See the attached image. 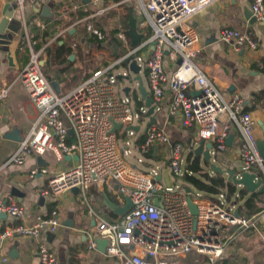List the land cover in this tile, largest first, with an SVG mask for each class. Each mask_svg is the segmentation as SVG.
<instances>
[{"label": "built area", "instance_id": "2783aa9c", "mask_svg": "<svg viewBox=\"0 0 264 264\" xmlns=\"http://www.w3.org/2000/svg\"><path fill=\"white\" fill-rule=\"evenodd\" d=\"M133 1L142 17L139 22L142 34L147 36L140 47H151L145 67L154 103L163 101L165 85L169 83L173 92L170 111L181 113L184 127L196 126L199 136L215 140L220 151L226 150L230 132L237 127L240 171L262 168L264 160L255 135L256 122L244 110L242 98L236 93H221L194 62L199 37L187 27V22L209 9L214 0ZM251 10L256 21L264 22V0H252ZM102 12L98 10L97 14ZM221 40L236 52L258 47L250 32L238 29L224 28ZM140 47L128 56H137ZM166 51L181 60L170 79L164 66ZM137 58L142 61V57ZM107 73V70H98L68 93L58 94L42 71L39 54L32 51L18 80L39 114L8 163L23 165L30 155H44L49 151L61 161L65 154L75 153L76 164L60 172L44 166L31 169L30 177H48V186L43 190L45 196L78 189L88 202L92 185L114 184L115 194L127 196L132 207L115 222L97 216L89 235V248H97L98 238L106 239L109 242L106 254L118 258L121 264H169L170 259L193 252L207 257L210 264L217 263L239 235L258 230L264 221V211L249 218H237L225 204L224 193L218 201L195 193L191 197L198 215H193L185 192L178 187L163 186L155 170L145 172L130 164L125 155L132 153L129 150L121 153L112 132L113 122L127 128L141 118V113L129 98L121 97L117 82L106 78ZM1 97H6V91ZM70 135L74 142L67 145ZM168 142L165 130L153 126L137 151L145 157L153 146ZM183 152L181 143L172 146L169 165L176 176L183 173ZM143 157L138 158V163L144 162ZM0 214L19 221L0 234L1 243L15 237H29L37 242L40 264H56V256L44 235L59 231L62 220L57 210L48 217L37 215L29 222L25 206L9 196L0 199ZM123 245L140 248L144 255L135 250L127 253ZM2 260L7 262L8 258Z\"/></svg>", "mask_w": 264, "mask_h": 264}, {"label": "crops", "instance_id": "0c3cea01", "mask_svg": "<svg viewBox=\"0 0 264 264\" xmlns=\"http://www.w3.org/2000/svg\"><path fill=\"white\" fill-rule=\"evenodd\" d=\"M251 5L252 0H214L209 9L191 18L187 27L199 37L194 62L221 93L240 95L244 110L256 122L255 135L259 141L264 138L260 126V123L264 125V22L256 21L251 16ZM46 6L51 9L52 18L43 16L42 10ZM98 10L103 12L97 14ZM130 10L133 11L138 31L142 34L140 21L137 19L139 14L133 0H0V22L5 14H14L15 22L13 20L11 25L18 30L14 32L13 29H7L5 35H10L11 38H0V199L12 196L23 204L27 209L29 222L37 215L48 217L54 210L59 212L62 220L59 231L44 235L56 256V264H121L118 258L99 250L98 243L96 249H90L89 235L97 216L110 222L120 220L123 216L110 207V202L122 209L127 206L128 197H118L114 192V184L92 185L88 190V202L81 193L73 190L64 191L57 196L43 195V190L48 186V177H30L31 169L44 166L60 172L76 164L75 153L65 154L61 161L57 160L54 152L49 151L44 155H30L23 165L8 163L19 141L10 139L7 135L18 129L22 139L25 138L39 114L18 76L26 66L30 53L34 51L39 54L44 75L58 94L68 93L98 70H107L106 78H110L111 74L115 75L116 65L141 46L132 47L127 32ZM224 28L250 32L258 44L257 49L234 51L221 40ZM94 31L98 33L95 34ZM146 39L147 36H144L143 41ZM150 52L151 47H140L137 54L142 57L139 63L142 65L141 74L144 75V85L148 90L145 62ZM178 62L179 59L173 58L166 51L164 66L169 79ZM4 91L6 97L2 98ZM164 92L163 101L156 105L153 125L148 126L150 117L146 110L140 111L141 118L132 125L137 130L129 131L132 143L126 141L123 146L120 144L119 136L125 132L124 128L114 132L120 151H131L132 154L125 155L128 161L127 157L137 153V147L144 141L151 127L165 130L169 142L153 146L142 164L159 165V173L156 171L158 180L163 186L172 187L163 183V173L170 168L172 146L181 143L184 147L181 178L184 185L181 187L176 184L173 187H178L186 194V189L189 188L190 195L201 193L205 196V192L185 181L186 175H196L189 168L190 161L194 158L199 159L204 171L211 175L203 158L190 150L191 145L197 147L204 141V151H210L217 166L225 170L240 171V131L233 127L229 135H233L232 141L227 144L226 150L220 151L215 140H204L199 136L196 126L184 127L180 112L171 113L173 92L169 83L165 85ZM120 95L122 98L126 97L121 93ZM73 142L74 138L70 135L66 144L71 145ZM256 169L264 185V162L262 168ZM224 181L227 186L232 185L236 190L233 200L238 199L234 205L225 199L228 209L238 211L240 217L244 218L264 211V193L246 194L242 187ZM242 192L245 194L243 197L240 196ZM221 193L225 194L226 191L222 190ZM220 194L207 198L218 201ZM252 195H255L256 201L249 205L246 202ZM157 202H160V198ZM17 224L19 221L16 218L0 214V234ZM15 245L16 249L13 248ZM122 248L127 253L135 250L144 255L142 249L134 246L123 245ZM4 257L8 258L7 262H3ZM171 262L170 259L169 264ZM0 264H40L37 242L29 237H15L4 243L0 242ZM175 264L210 263L207 257L193 252L185 257H177ZM215 264H264V221L259 224L258 230L239 235Z\"/></svg>", "mask_w": 264, "mask_h": 264}, {"label": "water", "instance_id": "95a60500", "mask_svg": "<svg viewBox=\"0 0 264 264\" xmlns=\"http://www.w3.org/2000/svg\"><path fill=\"white\" fill-rule=\"evenodd\" d=\"M43 16L47 18H52L51 9L49 7H44L42 10ZM253 14H251L252 16ZM14 14L7 13L5 14V18L0 22V38L7 39L8 37L11 38L10 35H5V31L7 29L12 30L14 32H17L18 30L16 28H13L11 23L14 19ZM255 21V19H254ZM128 35L131 39V45L132 47H138L142 44V41L144 39V35L139 33L138 27H137V20L134 17L133 11L130 10V21H129V29H128ZM7 36V37H6ZM181 63V60L178 62ZM117 67H121V69L124 70L123 73H120L118 75L111 74L110 78H114L117 84L120 81L127 82V85L124 86L123 92L126 96V98H129L133 106L135 107V110L137 112L146 110L147 115L150 117V123L148 126H151L154 124V113L157 109L156 104L154 103V99L152 97V94L150 90H148L143 81V77L141 75L142 65H140L139 60L137 56H131V57H125L120 63L116 65ZM114 128L112 132H115L117 129H122L123 125L121 123L113 122ZM260 126L263 129L264 133V125L260 123ZM127 132L129 131H135L137 130L136 127L131 126L125 128ZM10 139L21 141L22 137L19 134V130L15 129L13 133H10L7 135ZM233 139V135H231L228 140L227 144L229 145L230 142ZM204 145L205 142L201 141L197 147L192 146L190 147V150L194 152V154L200 158H203V162L209 166V174L217 175L222 177L224 180H227L231 184L235 185L236 187L240 186L243 188V191L247 194H254L256 192L258 193H264V185H263V179L261 175L257 172L258 170L254 168L251 172H241L237 169L234 170H225L222 167L217 166L212 158V155L209 150L204 151ZM259 150L261 153V157L264 160V138L258 141ZM227 176V179H225ZM75 193H78V189H73ZM186 192L188 194L187 202L189 205V208L193 215H198V208L194 204L192 197H191V189L187 188ZM110 207L112 209H115L116 213L124 216L129 209L132 207V202L128 198L127 199V206L125 208H117V206L110 202ZM6 215V214H4ZM234 216L239 218L240 214L238 211L234 212ZM98 248L102 252H105L107 249V246L109 244L108 240L106 239H97ZM14 249L17 248V245L13 247Z\"/></svg>", "mask_w": 264, "mask_h": 264}, {"label": "trees", "instance_id": "16d2710c", "mask_svg": "<svg viewBox=\"0 0 264 264\" xmlns=\"http://www.w3.org/2000/svg\"><path fill=\"white\" fill-rule=\"evenodd\" d=\"M189 168L196 175H186L185 181L195 186L198 190L205 192L206 197L218 195L222 190H225V197L227 202L234 205L235 201L238 200H233V196L236 194V190L234 189V187L232 185L227 186L224 179L220 176L210 177L208 173L204 171L199 159L194 158L193 161H190ZM244 195L245 194L243 192L240 194V196L242 197ZM254 196L255 195H252L246 203L252 205V203L256 201V197Z\"/></svg>", "mask_w": 264, "mask_h": 264}, {"label": "rangeland", "instance_id": "374dc122", "mask_svg": "<svg viewBox=\"0 0 264 264\" xmlns=\"http://www.w3.org/2000/svg\"><path fill=\"white\" fill-rule=\"evenodd\" d=\"M135 6H136V3H135ZM137 19L139 21L142 20V18L140 16L139 17L137 16ZM146 31H148V30H146ZM141 32L143 33V31H141ZM114 72H115V75H118L120 73H123L124 70L121 69V67H117V69H115ZM141 75L144 78V75L143 74H141ZM125 85H127V82L120 81L118 83V87L120 88V93L122 95H124V97H125V94L123 92V88H124ZM124 129H123V131H125V132L121 136H119V142H120V144L122 146L124 145V143L126 141H130L131 143L133 142L132 137L130 135V132H127ZM140 157H143V156L137 151V153L133 154L130 157H127V159H128V162H130L131 164H134L140 170H143L145 172H152L153 170H155V171H157L159 173V171H160V166L159 165H157V164H152V165L140 164V163H138V158H140ZM143 158H144V161H145V157H143ZM182 172H183V170H182ZM163 174H164V177H165L163 183L165 185H169V186H172V187L175 186L176 184H179V186H181V187L184 185V183H183V181L181 179L182 176H183V173L181 174V176H176L172 172L171 168H168V169H166L164 171ZM171 260H172L171 264H175L177 262V258H172Z\"/></svg>", "mask_w": 264, "mask_h": 264}]
</instances>
